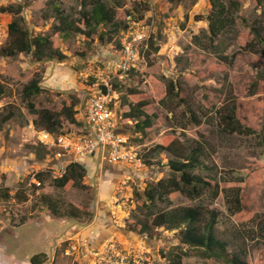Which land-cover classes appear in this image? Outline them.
I'll return each instance as SVG.
<instances>
[{
	"label": "rangeland",
	"instance_id": "obj_1",
	"mask_svg": "<svg viewBox=\"0 0 264 264\" xmlns=\"http://www.w3.org/2000/svg\"><path fill=\"white\" fill-rule=\"evenodd\" d=\"M48 1L0 0V80L7 88L0 98V118L8 110L16 112L12 120L0 127V171L11 169L14 174H21L19 181L12 182L13 186L26 185L36 172L47 175L59 163L41 146L37 151L32 145L27 146L31 141L37 142L29 128L37 116L28 109L22 93L24 85L40 76L41 86L48 92L31 101L37 109L60 111L71 102V94L82 100L86 92L97 90L96 79L81 75L89 67L103 72L116 84H123L118 76L122 55L119 49L127 30L116 34L111 42L91 48L81 34L70 32L63 37L55 32L59 21ZM80 1L56 3L77 18ZM105 1L115 10L117 22L128 24L129 16L135 17L149 27L155 40V47L149 46L151 39L144 45L132 68L142 81L135 87L141 93L138 98L150 102L146 111L154 118L153 127L143 133L135 123L120 125L128 140L127 150L138 153L144 166L115 164L105 166L104 171L97 170V174L88 172L83 183L94 187L86 190L74 187L65 191L52 184L49 174L45 176L41 192L50 197L49 201L65 211L74 208L81 215L80 219L67 218L68 224L54 215L40 196L23 206L0 200L4 205L0 206V264H30L32 256L42 251L49 254L45 264H91L63 253L68 240L91 236L96 246V240L103 239L120 243L129 251L132 264H232L220 257L205 258L198 249L184 244L176 231L166 227L152 233L139 232V223L151 211L156 214L198 205L218 213L215 234L229 244L231 254L248 264H264V0H217L227 7L228 20L216 35L210 30L211 14L216 11L213 0ZM18 3L26 5L23 16L29 30L34 35H51L54 48L66 59L36 62L27 54H1V48L10 41L8 26L14 18L13 14L2 13L1 8ZM109 28L104 25L102 31ZM130 71L124 78L133 74ZM171 83L178 85L175 92L170 89ZM115 101L121 114L125 102L135 100L122 85L116 90ZM232 105L240 123L257 134L234 132L222 122L223 114H231ZM159 143L171 144L172 152L159 149ZM194 149H199L195 153L199 163L192 174L216 184L218 195L206 191L199 198H191L178 190L149 204L145 192L173 176L169 161H187ZM3 175L0 173L1 178ZM236 197L240 205L235 203ZM82 206L89 207L91 218L77 208ZM112 208L115 226L107 227L111 229L109 233H97L99 228L95 225L89 233L80 232L81 227L93 222L96 214L97 219L106 217ZM31 209L42 211L43 224L37 225V218L17 225L15 221L9 222L11 217L16 219L17 212L28 217ZM74 222L82 226L78 225L73 233H64Z\"/></svg>",
	"mask_w": 264,
	"mask_h": 264
},
{
	"label": "trees",
	"instance_id": "obj_2",
	"mask_svg": "<svg viewBox=\"0 0 264 264\" xmlns=\"http://www.w3.org/2000/svg\"><path fill=\"white\" fill-rule=\"evenodd\" d=\"M59 0H49L48 3L53 4V13L55 19L59 24L55 26V32L63 35L76 33L85 36L89 41L91 48L98 47L106 41L111 42L115 35H119L122 30L128 29V24L117 22L116 12L108 6L105 0H81V9L78 11V16L75 18L72 14L67 13L62 9ZM215 14L212 15L210 23V30L212 34L216 35L227 24L228 18L227 7L223 6L217 0H213ZM25 4L18 3L16 5H9L1 8L2 13H10L14 15L13 20L8 26L10 41L1 48V54L6 57H17L20 54L31 55L36 62H46L52 59L63 61L67 58L66 55L56 50L53 46L52 36L46 33L34 35L26 25L25 17L23 16ZM109 25V30L102 31V26ZM98 37V43L96 42ZM150 47H155V40L151 38L149 41ZM121 45L120 51L121 52ZM158 49V47L156 48ZM85 54H83L84 57ZM130 72L133 74L125 77L121 83L128 90V95L134 98L135 101H126L123 105L122 117L123 124L135 123L137 130L145 133L146 130L153 127V116L149 114L146 109L150 102L138 98L140 92L135 88L139 86L142 81L134 74V69ZM129 73V72H128ZM41 77H33L26 85H24L22 93L27 102L28 109L31 113L36 114L37 118L34 119V124L38 129H46L52 132L76 131L84 132V125L77 118V107L81 103V99L76 94H71V102L64 104L60 111H52L48 108L37 109L35 104L31 101L35 96L48 92L47 89L41 86ZM119 83H114L115 90L122 87ZM178 87L176 83H171L170 89L174 90ZM6 85L0 80V98L6 94ZM178 94V93H177ZM130 98V97H129ZM231 114H223L221 117L222 122L232 128L234 132L242 134H257V131L244 126L240 123L236 116L235 106H231ZM16 115L15 111L8 110V112L0 118V127L5 123L12 120ZM65 127V129H64ZM264 145V135L262 136ZM32 145L34 150H38L40 143L30 142L27 144ZM158 148L162 151L171 153V144L164 145L159 143ZM157 149V148H156ZM155 150V149H154ZM199 149H194L190 158L187 161H180L179 159H172L169 161V166L173 172V176L168 180H160L157 184L151 186L145 192L147 202L153 205L156 201L164 199L167 194L178 190L184 191L191 198H199L203 196L206 191H212L214 195H218V186L212 184V181L206 180L204 177L192 174V169L198 165V155L195 153ZM42 159V158H41ZM88 174V170L80 162H71L66 174L62 178H55L52 184L65 191L71 188H79L81 190L93 189L89 184H84V180ZM38 179L44 180L43 172L37 174ZM16 176L12 173H7L2 176L4 189L0 200H9L11 198L10 191L13 180ZM10 186V187H6ZM186 187L187 189H185ZM50 197L42 195L40 199L46 204L49 209L59 218H77L80 219L81 215L78 214L76 209L70 208L69 210H62L59 204L51 203ZM28 198L25 199L27 201ZM235 203L240 205L238 197L235 198ZM83 215L92 217L93 213L89 210L88 206L77 207ZM65 213V214H64ZM149 217L139 223V232L152 233L157 228L166 227L169 231H176V235L184 243L193 249H198L205 258L211 259L213 257H220L232 264H248L237 255L231 254L229 244L226 241L219 239L215 234L216 225L218 223V213L215 211L207 210L198 205L196 207H186L173 211H161L156 214L149 212ZM209 215V218H208ZM264 227V225H263ZM64 253V251H63ZM49 260L48 252H40L32 256L30 264H45ZM173 264H176L173 262ZM180 264H183L180 262Z\"/></svg>",
	"mask_w": 264,
	"mask_h": 264
},
{
	"label": "built area",
	"instance_id": "obj_3",
	"mask_svg": "<svg viewBox=\"0 0 264 264\" xmlns=\"http://www.w3.org/2000/svg\"><path fill=\"white\" fill-rule=\"evenodd\" d=\"M124 35L122 55L118 65L121 72L118 76L121 80L139 61L142 48L151 38L149 27L132 16H129L128 29ZM81 75L86 79L97 80L94 86L97 90L86 92L77 107V118L84 125L85 131L52 132L36 129L32 123L29 128L34 132L37 141L48 151L54 152L59 159L67 156L85 161L102 153L112 164L140 163L139 166H144L138 159V153L134 154L127 150L128 140L119 132L123 117L115 101L114 79L105 77L103 72L91 67ZM67 166L68 163H60L58 168L51 172L52 175L64 176ZM33 182L41 186L36 179ZM94 239L79 237L69 240L64 250L65 256L82 258L91 264H132L129 251L117 241L108 239L96 246Z\"/></svg>",
	"mask_w": 264,
	"mask_h": 264
},
{
	"label": "crops",
	"instance_id": "obj_4",
	"mask_svg": "<svg viewBox=\"0 0 264 264\" xmlns=\"http://www.w3.org/2000/svg\"><path fill=\"white\" fill-rule=\"evenodd\" d=\"M120 131H121V129H120ZM122 132V131H121ZM105 154H102V153H98L96 156H94L93 158H91V159H88L86 162H85V164H84V166H85V168L88 170V172L90 173V172H92V173H94V174H97V170H99V169H101V170H103L104 171V167L106 166V167H110V166H114V165H112V164H109V162H107V160H106V156H104ZM87 163V164H86ZM105 167V168H106ZM0 173H2V174H7V173H12V174H14V172H13V170H11V169H3V170H1L0 171ZM93 174V175H94ZM14 175H16V178L13 180L14 182L16 181V180H18L19 181V175H21L19 172L18 173H16V174H14ZM34 181V179H32V178H30V181L26 184V185H19V186H13V185H11V187L10 186H6V187H10L11 188V191H10V193H11V195H13L12 196V200L10 199V200H7V201H9V203H11L12 201H13V203H15L14 205L15 206H23V204L24 203H27L28 201L30 202L31 201V198H33V197H38V196H40L41 197V195L43 194V195H47V194H44V193H42L41 192V190L42 189H38L36 186H30V183L31 182H33ZM4 187V185H3V179L1 178V176H0V196H1V193H2V189H4L3 188ZM13 189H15L14 191H13ZM33 190V191H32ZM31 191H32V193L33 194H35L34 196L32 195V193H31ZM47 193V192H46ZM39 197V198H40ZM26 198H28V200L27 201H25V199ZM38 198V199H39ZM38 199H37V202H38ZM3 201H5V200H3ZM7 201H5V202H7ZM20 203V204H19ZM0 206L1 207H4V205H2V202H0ZM113 207V206H112ZM45 209V208H44ZM113 209L114 208H112V211H109V213H108V215H106V217H103V218H99V219H97L96 218V216H97V214L95 215V218H94V220H93V222H90V223H88V224H85V226H83V227H81V229H83V230H81L80 232L82 233V232H85V233H89L88 231L89 230H91V228L95 225L97 228H99V231H96L97 233H100V231L102 232V233H109L110 231H111V229H109V228H107V227H110V226H115V215L114 216H112V214H113ZM36 212L37 213H39V215H37L36 214ZM41 212L42 211H40L39 209H35V211H33L32 212V209L30 210V214H29V216L28 217H26V215L24 214V212L23 213H21V214H19L18 212L17 213H15V217H16V219L15 220H13V218L11 217V218H9V222L10 223H12L13 224V222H11V221H15L14 223L17 225V224H23V223H25V221L27 220V219H29V218H37L38 220L36 221L37 222V225H41V224H43L44 223V221H43V219H41ZM62 220L64 221V223L65 224H68V222H67V218L66 217H64V218H62ZM97 223V224H96ZM82 226V224L81 223H79V222H74V223H70L67 227H66V229H65V231H64V233L65 232H67V234H69V233H73L74 231H76V229L79 227V226ZM94 226V227H95ZM98 230V229H97ZM114 230V229H113ZM79 232V233H80ZM63 233V234H64ZM62 234V235H63ZM66 234V235H67ZM114 234H115V230H114ZM61 235V236H62ZM78 235V234H77ZM98 235H100V234H98ZM103 240H105V239H103ZM102 241V240H101ZM42 252H44V251H42ZM1 257H3V256H1ZM4 258V257H3ZM15 260V259H14ZM9 262L10 260H6V262ZM12 263L11 264H15L14 263V261H11ZM19 264V263H18ZM20 264H28L27 262H21Z\"/></svg>",
	"mask_w": 264,
	"mask_h": 264
},
{
	"label": "clouds",
	"instance_id": "obj_5",
	"mask_svg": "<svg viewBox=\"0 0 264 264\" xmlns=\"http://www.w3.org/2000/svg\"><path fill=\"white\" fill-rule=\"evenodd\" d=\"M151 39V38H150ZM116 91V90H115ZM122 114V113H121ZM34 124V122H31L30 124ZM122 124H123V122H122ZM30 126V125H29ZM34 126H35V124H34ZM35 128H36V126H35ZM36 129H38V128H36ZM120 129H121V127H120ZM120 129H119V132L121 133V134H123L121 131H120ZM31 130V129H30ZM46 130V129H45ZM72 131V130H71ZM32 132V131H31ZM32 133H34V132H32ZM124 135V134H123ZM35 136V135H34ZM125 136V135H124ZM36 137V136H35ZM37 140V139H36ZM38 142V141H37ZM39 143V142H38ZM40 146L42 147V148H44L41 144H40ZM45 149V148H44ZM47 150V149H46ZM48 151V150H47ZM49 152V154L50 155H52V156H54V158L56 159V160H58V164L57 165H55L56 166V168H58V165L60 164V163H68V165L71 163V162H80V163H82L83 165L85 164V162L87 161V160H85V161H79V160H76L75 158H73V157H63V158H58V157H56V155H55V153L53 152H50V151H48ZM107 160V159H106ZM108 162V161H107ZM109 164H112V163H110L109 162ZM112 165H115V164H112ZM68 167V166H67ZM56 168H51L50 170H49V172H48V174H49V176L50 177H52L53 179H55V178H62V177H54L53 175H52V171L53 170H56ZM38 173H40V172H36V173H34V174H32V176H31V178L32 179H36L37 181H39L40 183H41V186H38L37 184H34V182H31L30 183V186H36L38 189H43V187H44V181L43 180H39L38 179V177H37V174ZM44 173H47V172H44ZM47 174V175H48ZM66 174V173H65ZM47 175H44V177L45 176H47ZM45 180V179H44ZM92 237V236H91ZM84 238V237H83ZM71 240V239H70ZM108 240V239H107ZM105 241H106V239H105ZM105 241H103V242H98V240H96V243L98 244V245H100V244H102V243H104ZM67 243H69V240H68V242Z\"/></svg>",
	"mask_w": 264,
	"mask_h": 264
}]
</instances>
